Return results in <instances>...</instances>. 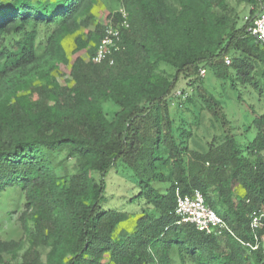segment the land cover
<instances>
[{"label":"trees","instance_id":"obj_1","mask_svg":"<svg viewBox=\"0 0 264 264\" xmlns=\"http://www.w3.org/2000/svg\"><path fill=\"white\" fill-rule=\"evenodd\" d=\"M115 1L125 19L96 22V0H0V228L21 231L0 239V264H264V241L241 245L264 213V48L248 32L258 0ZM230 1L251 7L240 27ZM122 21L113 62H93L105 27ZM201 69L238 94L226 103L243 102L239 88L253 99L240 120ZM179 78L188 94L173 93ZM204 110L212 133L199 145ZM113 175L127 184L119 206ZM177 189L200 191L230 232L178 223Z\"/></svg>","mask_w":264,"mask_h":264},{"label":"rangeland","instance_id":"obj_2","mask_svg":"<svg viewBox=\"0 0 264 264\" xmlns=\"http://www.w3.org/2000/svg\"><path fill=\"white\" fill-rule=\"evenodd\" d=\"M168 4H170L173 7H177L176 0H165ZM230 6L233 8V12L237 17V27H240L244 22L248 20L249 17V11L251 10V7H246L244 5H236L233 1L229 2ZM120 9V6L118 2L115 0H96V3L93 7L92 14L95 17L96 22H105L107 20V16L110 13H114ZM232 12V14H233ZM254 12V10H253ZM256 11L254 12V14ZM253 14V16H254ZM90 29H92V26H90ZM85 31V30H83ZM74 35L66 37L63 42V48L66 51V54L69 57L70 62L74 59L76 55L73 54V50L75 48L74 45ZM80 57L87 60V55L85 51H81L78 53ZM54 77L61 85H66L69 81V67L68 65L61 66L58 71L55 72ZM203 81V87L207 88L210 92H212L215 97L223 102L224 105H226L225 111L228 114V119L233 120L235 118H238L240 120V111L241 109L245 108V105L247 103L253 104L254 101L252 98H250L246 92H244V89L239 88V93L241 96V99H243V102H237L238 104H235L231 101L230 104L226 103L227 99H235L238 94L234 92L230 85L226 82H223L221 80L216 79L210 71L207 69L205 70L204 76H200ZM178 87L174 90L173 93L177 95L178 90L185 89V92L188 94L191 91V87L187 89L186 85L184 84V81H182L180 78L177 82ZM187 89V90H186ZM240 104V106H239ZM245 104V105H243ZM241 107V108H239ZM175 106L172 105L171 112H174ZM244 110V109H243ZM260 112H264L263 108H260ZM185 114V113H184ZM184 116H187L188 118L191 117L190 114H185ZM203 118V126L201 129L195 130V140L199 142V145L205 144L207 141H210L212 133L207 127H208V120L210 118V113L206 110L202 113ZM240 123V122H239ZM237 126H240V124H237ZM195 129V128H194ZM210 132V133H209ZM206 133V135H205ZM113 174V173H111ZM111 182V186L108 189V192L111 193V199L110 203H119L117 206H119L121 203H123L124 199L127 197L126 189L127 184L124 182V180L120 179L119 175H113L109 178ZM18 215H15L17 217ZM21 237V231L19 228V224L12 222L11 224H3L0 228V239L1 240H15L17 241Z\"/></svg>","mask_w":264,"mask_h":264},{"label":"built area","instance_id":"obj_3","mask_svg":"<svg viewBox=\"0 0 264 264\" xmlns=\"http://www.w3.org/2000/svg\"><path fill=\"white\" fill-rule=\"evenodd\" d=\"M254 17L251 26L248 28L250 35L254 36L259 46L264 48V0H258V5L255 7ZM125 19V14H122ZM123 28H127L126 21H122L117 25H108L103 33V36L92 57L93 62L101 63L108 60L109 64L113 61L111 55L119 50L120 35ZM110 58V59H109ZM225 64H230V59L225 58ZM205 70L199 71L200 76H204ZM177 95H180L178 91ZM176 206L175 215L179 218L181 224H191L199 232L206 235L221 237L225 232H230L225 222L217 216V214L204 203L203 195L200 191L195 190L191 195H181L177 189L175 191ZM250 229L253 233L252 242L241 243L242 246L250 250H255L264 237L258 238L255 231L264 226V213L260 212L253 214L250 218Z\"/></svg>","mask_w":264,"mask_h":264},{"label":"clouds","instance_id":"obj_4","mask_svg":"<svg viewBox=\"0 0 264 264\" xmlns=\"http://www.w3.org/2000/svg\"><path fill=\"white\" fill-rule=\"evenodd\" d=\"M120 10H121V9H119V11H120ZM120 12H121V14H123L122 10H121ZM124 14H125V13H124ZM109 25H111V24H109ZM107 26H108V25H107ZM107 26H106V27H107ZM106 27H105V28H106ZM104 30H105V29H104ZM103 33H104V31H103ZM97 46H98V45H97ZM96 48H97V47H96ZM93 55H94V54H93ZM92 57H93V56H92Z\"/></svg>","mask_w":264,"mask_h":264}]
</instances>
